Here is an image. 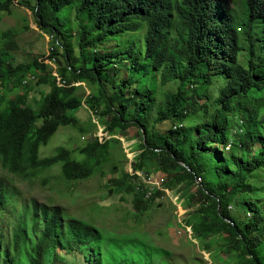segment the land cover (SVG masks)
Instances as JSON below:
<instances>
[{"label": "trees", "instance_id": "obj_1", "mask_svg": "<svg viewBox=\"0 0 264 264\" xmlns=\"http://www.w3.org/2000/svg\"><path fill=\"white\" fill-rule=\"evenodd\" d=\"M14 3L31 9L41 34L53 39L48 56L15 66L11 51L17 49L16 33L3 34L1 169L22 182H31L41 172L61 165L62 176L72 188L96 177L109 161L110 142L95 139L79 148L76 152L80 160L64 148L53 158L41 160L39 155L40 148L61 127H77L79 120L74 114L86 108L110 137L137 129L140 156L132 171L165 176L163 187L168 191L180 186L187 211L183 222L192 229L193 237L202 241V250L213 252L215 257L219 252L228 257L229 264H264V0H241L239 21L229 0H1L0 25L1 13L9 12ZM62 10H67V15L75 12L76 27L70 28V35L61 30L66 24L59 16ZM82 18L93 28L87 29ZM136 32L142 36L145 51L139 52L140 60L137 57L133 61V51L128 52L124 59L131 61V66L127 71H155L156 60L163 59L158 67L160 87L173 81L176 89L165 93L162 103H155L151 88L134 92L137 83L131 77L109 97L101 76H111L109 66L123 52L95 58L86 54L111 42L112 36ZM73 35L80 52L78 59L73 57L70 44ZM52 59L59 66L56 76L48 70ZM33 73H37L35 89L27 87L15 99L7 98L5 88L11 93L23 87L24 79ZM219 78L220 85L211 89ZM9 83L11 90L7 88ZM88 84L99 88L82 100L78 93ZM43 88H48L46 94ZM130 89L132 94L127 93ZM35 91L41 95L36 111L26 102L27 95ZM131 105L137 114L133 120L128 118ZM154 106L158 113L152 123L148 114ZM210 106L214 107L212 112ZM201 111L198 122L185 128L184 119ZM235 112L254 113L255 118L239 124L234 120ZM162 124L167 125L166 131L159 132ZM232 129H243V133L233 138ZM118 188L133 197L136 217H143L163 195L156 192L145 201L133 187L130 174L123 177ZM6 198L0 189V207ZM232 204L245 207L251 216L234 214ZM31 205L33 235L27 264H45L50 253L54 264L66 260L73 251L83 258L101 255L102 241L95 227L76 220L65 222L61 207L50 208L37 201ZM22 219L23 227L19 223L20 229L14 234L15 259L5 264H25L21 238L24 234L28 240L29 234L25 231L28 221L25 216ZM40 225L42 230L36 234ZM63 232L76 250L58 249V237ZM3 249L10 253L0 240V255ZM84 262L87 264V260Z\"/></svg>", "mask_w": 264, "mask_h": 264}, {"label": "rangeland", "instance_id": "obj_2", "mask_svg": "<svg viewBox=\"0 0 264 264\" xmlns=\"http://www.w3.org/2000/svg\"><path fill=\"white\" fill-rule=\"evenodd\" d=\"M17 1L23 2L24 0ZM240 1L229 0L236 14L237 21L240 20L242 15ZM32 3L34 2L32 1ZM66 11L62 10L59 13L60 19H64L66 22L61 27V30L63 33L70 35V28L74 30L76 27V16L74 11L71 12V15H67ZM82 20L87 29L93 28L92 24H88L85 18H82ZM8 31H15L16 33L14 40L17 43V49L16 51H11V63L15 66L29 64L34 60H42L41 58L48 54L52 46L51 37L45 35V33L41 34L33 11L26 6L14 3L9 12L1 13L0 50L5 44L3 34ZM70 44L73 49V57L78 59L80 52L77 49L74 35ZM131 51H133L132 61L137 57L139 58V52L144 53L145 51L142 36L138 32L112 36L111 42L105 46H98L95 52L88 50L86 54L90 58H95L107 53L123 52V56L117 57V61L114 64H110L111 76H107L105 73L101 76L105 85L104 90L109 97L114 95L116 90L124 84V81L131 77L137 83L135 84L136 88L132 89L134 92L136 90L142 92L145 88H151L154 91L153 99L155 103H162L164 94L174 92L176 89L173 81L162 86V88L160 87L158 81L160 71L158 67L161 66L163 59L156 60L155 71H150L149 69L144 71L142 69L135 71L134 74H129L127 69L131 66V61H126L124 57ZM61 52L60 50L59 55ZM243 56L242 54L240 61L244 65ZM58 60L62 59L59 57ZM47 65L51 74L56 73L57 69H59L56 64ZM114 65L117 66L113 71ZM88 66L91 65L88 63ZM33 76H35V81L32 83L27 81L29 76L24 79L23 82H27L26 87L19 86L11 93H8L5 88L3 91L6 93L7 98L10 100L15 99L27 87L35 89L34 84L37 80V73H33ZM221 81L222 79L219 78L211 89H215L218 83L220 85ZM11 85L9 83L7 88L10 89ZM88 85H82L80 88L78 95L82 100L88 99L99 88L98 85H91L90 87ZM133 91L130 89L127 93L132 94ZM47 92L48 88L42 89L43 94ZM38 93L35 91L27 95V105L34 111L38 109V102L41 100V95ZM4 109L5 106H3ZM135 110L136 107L131 105L129 108L130 114L128 115L130 120L137 116ZM213 110L214 107L210 106L209 111L212 112ZM157 113V108L154 106L148 114V122L151 121L153 123ZM234 114L237 115L234 120H238L239 124L255 118L254 113L238 115L235 112ZM74 115L79 120L78 126L61 127L50 142L40 148V159L53 158L59 149L64 148L73 152L74 159L80 160L81 157L76 151L99 138L100 140L102 139V143L110 142L109 161L100 174L87 182L75 185L74 188L63 178L61 165L41 172L40 177L31 182H22L0 167V189L6 193L7 197V203L5 201L4 205L0 207V240L4 243V247L8 251L10 250L8 254L3 249L0 255V264H5L9 260L15 259L14 234L20 229L19 223L20 226L24 225L23 216L28 221V228L26 227L25 230L26 234L27 232L29 234L27 236L28 240H26L24 234L21 238V246L24 253L23 260L27 264L28 251L31 249L29 243H31L33 235L29 224L30 214H32V201H37L41 205H47L50 208L61 207L64 211L65 222L70 220L84 222L95 227L99 232L102 241L101 255L88 254L87 258H83L77 251H73L66 260H56L55 264H86L84 262L86 260L87 264H229L228 257L220 255L219 252H216L217 256L215 257L213 252L202 250V241L196 240L193 237V232L190 234L184 229L183 217L187 211L185 210L184 215L180 218L185 209L182 207L183 199L179 192L180 186L169 190L170 197L164 198L162 201H155L153 207L147 208L143 217H136L137 212L132 204L133 197L121 191L118 186L123 177L132 172V165L140 156L138 150L141 141L136 135L137 129H131L126 133L118 132L117 136L110 137L105 132V127L102 123L98 121L94 114L88 112V109L85 108ZM198 115L202 116V111L188 115L183 121L184 127L187 128L198 122ZM166 128V124L158 127L159 132L166 131ZM242 133L243 129L241 131L232 129L231 135L233 138H238ZM145 170H148V168ZM149 172L151 173L150 175L154 174L153 171ZM157 176L156 174L155 177ZM262 177L261 182L264 185V172ZM158 178L164 181L166 179L162 175L158 176ZM191 189L192 191L194 190L193 187ZM262 192L264 196V188ZM171 198H173V201ZM174 199L177 202L179 201L182 206L180 204L176 206ZM230 208L236 215L251 216V213L243 206L232 204ZM41 230L42 225L38 227L36 234L40 233ZM67 237L68 235L65 232L59 234L58 238L61 242L58 240V249L61 246L63 249L67 248V251L75 249L73 242L68 241ZM84 249L87 250L89 247ZM51 254L48 255L45 264H54L53 255ZM13 264H16V262H13ZM18 264L23 263L18 261Z\"/></svg>", "mask_w": 264, "mask_h": 264}, {"label": "built area", "instance_id": "obj_3", "mask_svg": "<svg viewBox=\"0 0 264 264\" xmlns=\"http://www.w3.org/2000/svg\"><path fill=\"white\" fill-rule=\"evenodd\" d=\"M52 39H53V37H51V40ZM50 51H52V49H50ZM48 64H54L55 65V62H54V60H51V63H48ZM52 75L56 76V73H53ZM32 81H34V78L30 77L28 82H32ZM26 84H27V82H23V85H26ZM103 134H105V133L103 132ZM97 139H99V138H97ZM100 141L102 142V139ZM130 175L132 177L133 187H135V190L138 194L144 195L145 201L150 200L152 198L153 193H156V192H161L163 194L162 197L160 198V201H162L164 198L170 197L169 191L163 187L164 180L153 178V177L149 176L148 174H146L144 172H140V171L135 172V173L131 172ZM171 199L173 201V198H171ZM174 200H175L174 202H176V206H177V204H180V202H177L176 199H174ZM179 209L181 210L180 207H179ZM181 212H183V211H181ZM186 230L188 231V233L192 232V230H190V228L187 226H186Z\"/></svg>", "mask_w": 264, "mask_h": 264}, {"label": "clouds", "instance_id": "obj_4", "mask_svg": "<svg viewBox=\"0 0 264 264\" xmlns=\"http://www.w3.org/2000/svg\"><path fill=\"white\" fill-rule=\"evenodd\" d=\"M49 54H50V50H49L47 56H48ZM52 60H53V59H52ZM30 77H33V78H34V81H35V76L31 75V76H29V78H30ZM29 78L27 79V81L29 80ZM34 81H32V82H34ZM32 82H31V83H32ZM22 86L25 87V85H23V83H22ZM122 138H123V137H122ZM117 141H118V140H117ZM132 172H133V171H132ZM141 172H142V171H141ZM143 172H144V171H143ZM133 173H134V172H133ZM153 178H154V177H153ZM159 179H160V178H159ZM160 198H161V197H160ZM160 198H159L158 200H160ZM175 198H176V197H175ZM178 202H179V201H178ZM180 205H181V204H180ZM181 206H182V205H181ZM182 207H183V206H182ZM183 209H184V207H183ZM184 213H185V209H184L183 214H181L180 218H182V216L184 215ZM187 227H189V226H187ZM184 229L186 230V225H185V224H184ZM190 230H192V229H190ZM186 231H187V230H186ZM187 232H188V231H187ZM192 232H193V231H192ZM192 232H191V233H192ZM191 233H190V234H191Z\"/></svg>", "mask_w": 264, "mask_h": 264}]
</instances>
